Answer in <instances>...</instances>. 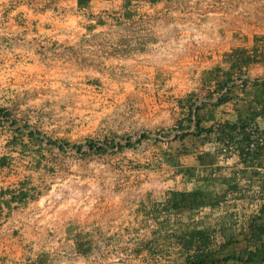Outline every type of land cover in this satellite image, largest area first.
<instances>
[{"label":"crops","instance_id":"1","mask_svg":"<svg viewBox=\"0 0 264 264\" xmlns=\"http://www.w3.org/2000/svg\"><path fill=\"white\" fill-rule=\"evenodd\" d=\"M134 14V5L125 6L123 0H93L87 8H79L77 0H0V114H5L8 119L5 121L0 117V190L17 189L24 182L38 186L40 195L48 188L50 171L47 167L43 168L50 161L48 122L44 124L42 131L28 132L27 129L33 122L44 123L50 116L61 122L69 115L81 117L87 112L86 107L91 108L93 118L100 117L103 111L97 110L101 101L96 89L102 84L105 72L93 57L78 56L75 49L78 25L86 22L88 30L97 29L105 22L103 15L128 19ZM88 15L92 18L91 21L87 20ZM129 74L108 82L109 89L121 90L123 93L119 100L112 98L107 107H104L106 118L103 121L112 131L121 128L130 137L134 132L138 134L140 127L146 125L143 123L144 117L135 114L119 126L116 113H124L128 105L142 108L153 99L156 102L153 96H149L147 101L144 91H154L160 83L157 74L152 72L134 75L133 80V75ZM244 75L250 82L264 81V63L250 64ZM163 84L165 87L164 82ZM200 86L197 92L204 89L208 93L213 89V86ZM231 95L232 100L217 106L212 103L215 98L205 100L204 96L200 97L198 103L208 101V105L200 112L202 126L234 123L254 112L259 105H264V86L261 84L248 83L242 88L236 83ZM114 101L118 103L115 104ZM157 102L160 103L159 100ZM175 111L173 105L163 103L161 109L159 104L154 107L153 115L156 121L162 120L171 126L176 123ZM255 121L257 133H264V117H258ZM149 124L158 125L155 122ZM64 133L62 129L58 135L61 137ZM176 133L178 131H171L167 138L170 140ZM150 135L153 136L152 133ZM235 139L237 142L234 145L227 142L217 146L205 145L206 151L218 153L209 157L208 162L201 167L193 163L196 179L183 181L167 165L170 191L163 193L159 190V182L152 181V185L158 189L155 200H162L166 197L164 195L172 191L207 189V183L199 178L207 174L211 166L220 167L213 177H234L237 190L225 198L231 195V202L237 203L238 207L242 205L248 206L250 211L257 210L261 202L258 194L264 179V144L254 152L249 151L250 158H245L240 155V147L247 152V145L240 141V135ZM145 143L146 152L154 151L161 145L162 148L166 147L159 143L156 147L147 140ZM169 143L173 148L178 146L176 141ZM226 147L227 152L223 154ZM183 162L191 165L192 161L186 157ZM34 201L36 199L23 207L10 210L6 217L0 218V264H49L51 259L58 260L56 264H62V259H66L67 264H74L77 259H83L93 252L91 243L98 246L95 232L82 234L76 231L73 224L58 226L51 233L45 227L43 219L31 218L29 210ZM156 201L144 200L136 210L137 215L130 228L123 231L125 235L119 239L122 241L118 249L112 250L110 254H100L102 264H182L175 254L173 240L168 239L165 243L163 232H155V219L152 218L154 227L150 231L147 230V223L137 220L139 215L147 213L146 206L155 204ZM221 210L222 203L214 209L202 208L194 218L214 220ZM192 217L187 212L171 214L170 227L176 228L174 221L181 219L189 222ZM140 230L144 231L146 237L143 242H137ZM150 240L153 244L151 251L144 248V243ZM166 250V253L163 252ZM96 251H99L98 248Z\"/></svg>","mask_w":264,"mask_h":264},{"label":"built area","instance_id":"2","mask_svg":"<svg viewBox=\"0 0 264 264\" xmlns=\"http://www.w3.org/2000/svg\"><path fill=\"white\" fill-rule=\"evenodd\" d=\"M131 4L135 14L128 19L103 15L105 22L97 29L88 30L86 22L78 25L75 49L78 53H95V63L106 74L122 78L130 73L132 80L134 75L161 74L165 87L175 90L188 87L202 72L222 65L223 56L234 50L255 48L257 53H264V0H140ZM89 16L87 20L91 21ZM243 79L246 75L236 83ZM44 126L33 122L27 131H42ZM142 132L137 137L131 135V140ZM153 136L162 142L168 140ZM127 137L115 140L116 144L124 145ZM263 142L264 133L252 132L246 149L255 150ZM141 146L123 152L130 156ZM110 151L117 154V146ZM82 152L89 155L83 157ZM48 154L57 162L43 165L50 169L48 188L34 201L29 214L33 219H43L51 233L65 224L75 225L82 234L95 232L98 246L91 243L93 252L74 264H102L100 254L118 249L123 231L136 218V210L145 199L156 201L158 189L146 178H130L106 156L90 154L86 147L76 152L58 141L57 145L50 144ZM160 167L162 172L155 177L159 190L169 192V171L164 164ZM150 209L149 204L145 212ZM147 216L141 214L137 220L147 223L150 231L154 222ZM140 231L137 242L146 240L144 231ZM61 261L67 264L66 259ZM57 262L51 259L49 264Z\"/></svg>","mask_w":264,"mask_h":264},{"label":"trees","instance_id":"3","mask_svg":"<svg viewBox=\"0 0 264 264\" xmlns=\"http://www.w3.org/2000/svg\"><path fill=\"white\" fill-rule=\"evenodd\" d=\"M93 0H77L79 8H87ZM133 1L140 0H124V5L128 6ZM155 3L161 0H141ZM254 46L257 41L254 40ZM223 64L215 66L209 70L202 72L199 76L202 87H212L213 89L203 97L205 100H212L213 105H220L232 100V88L236 86L241 76L245 74V69L253 63H264V53L259 52L255 48L250 50L237 49L223 56ZM261 84L264 81L250 82L243 79L238 85L244 87L247 84ZM201 98L194 89L190 90L181 97L174 100L178 109V121L174 127L168 131H159L156 135L166 138L171 131H178L172 138L162 142L159 138L151 136L148 133H141L135 141L130 137L126 138L125 144H116L114 136L106 138L102 143L86 139L81 145H72L71 147L79 152L82 147H86L90 154L98 157H105L114 154L110 150L117 146V153L123 154L125 149L135 150L143 140L150 141L153 145L165 144L156 149L155 153H151L142 159L135 157H119L114 163L116 167L125 172L127 175L134 173H142L145 171H155L163 163L170 166L174 170V174L180 176L183 181L196 179L194 174V166H203L208 162L209 157L216 156L214 153L206 151L205 145L210 144L217 146L218 144L228 143L234 145L237 135H240L242 142L246 146L251 139V133H257L255 127L256 118L264 117V105L250 113L245 118L238 119L234 123H214L208 127L201 125V110L208 105L207 102L198 101ZM5 121V114H0ZM4 127V126H3ZM176 141L178 146L173 148L169 142ZM48 144L57 145L58 141L48 140ZM64 146H70L68 143L61 141ZM257 145L254 152L263 146ZM157 147V146H156ZM241 157L250 158V152L244 151L240 147ZM83 157L88 156L87 152H82ZM191 158V165L185 164L184 158ZM220 167H209L208 173L204 174L199 180L207 183V189H197L194 191H172L165 198L156 202L151 206L150 211L146 214L152 216L157 222L156 233L163 232L164 242L173 240L176 247L177 258L181 259L182 264H227L228 262L240 264H264V179L262 180V188L258 194L260 205L252 215L245 219L240 225L232 221L230 213H220L216 217L214 225L208 224L206 217L203 219H195L197 212L202 208L214 209L224 198L237 190L234 177L220 175L213 177V174L219 172ZM40 195V188L24 182L17 189L0 190V218L6 217L7 213L18 207L25 206L29 201L37 199ZM189 213L192 215V221L184 222L174 221L176 228L170 226L171 214ZM154 232V234H156ZM220 237V241L217 240ZM144 248L151 251L152 241L144 243ZM167 247V246H166ZM163 252H167L163 251ZM164 253V254H165Z\"/></svg>","mask_w":264,"mask_h":264},{"label":"rangeland","instance_id":"4","mask_svg":"<svg viewBox=\"0 0 264 264\" xmlns=\"http://www.w3.org/2000/svg\"><path fill=\"white\" fill-rule=\"evenodd\" d=\"M124 2V0H123ZM90 56V57H96L97 55L95 53H90V52H79L78 56ZM87 56V57H88ZM95 60V59H93ZM97 60V59H96ZM157 79L158 82L160 83L158 86V89L156 88V90H146L145 92V98L148 101V98L152 97L155 98V100H159L160 103H158L157 101L154 102V99L150 101V103L148 102V104H144V107L139 108L136 107V105H128V107L125 108L124 113L119 112L116 113V119L119 123V126H121V124L126 121L127 119H130L133 115L135 114H139L142 115L144 117V121L143 123L146 124L143 127H140V130L148 133V134H153L156 135L157 132L159 131H168L171 127L175 126L179 115H178V109L176 107L175 104V98L176 97H181L184 94H186L187 92H189L190 90L194 89L195 91L198 90L199 87H201V83L199 78L197 80H193L192 83L185 88H179V89H169V88H165L163 82L165 81V78L163 75L161 74H157ZM120 79V77H117V75L115 74H103V81L102 84L98 85V89H96V92H98L97 94L99 95V100L101 101V105L99 107H97L98 111H101L102 113L100 114V117H96L93 118L92 114L94 113H90L91 108H85V110H87L86 113H84L83 115H81V117L79 116H66L64 121H60V119H56V118H52L51 116L48 118V120H46L44 122V124L46 125V123L48 122V135H49V140L51 141H64L66 143H68L70 146L72 145H81L82 143H84V141L86 139H91L95 142L98 143H102L106 138L110 137L111 135L114 136L115 140H124L126 137V132L123 131V129L119 128V130H111L110 128H108L106 125H104V121L103 119L106 118V114H105V108L107 107V105L110 103V99L112 98H117V100H119L120 95L123 93V91L121 90H111L108 88V83L109 81H116ZM146 79L148 80V77H146ZM169 89V90H168ZM199 94V97L201 96H205L207 95V92L204 89H201L200 92H197ZM150 96V97H149ZM115 104L118 103V101H114ZM153 103V104H151ZM163 103H170L171 105H173L176 108L175 114H176V123H174L173 125L171 124V126H168V124H165L164 121L161 120V122H158L155 120L154 115H153V109L154 107L156 108V106L159 104L160 109H161V104ZM157 104V105H154ZM117 108H119V106H117ZM115 107V109L118 111ZM101 109V110H100ZM94 112V111H93ZM136 112V113H135ZM118 115H120V117H118ZM123 118V119H122ZM158 123V125L156 124H149V123ZM33 125V123H32ZM62 127V128H60ZM47 129V128H46ZM65 131V133L63 134L64 136L58 135V133H60V130ZM142 132V133H143ZM135 137H137L136 132H134L133 134ZM159 136V135H157ZM60 137V139H58ZM146 140H143L141 142H143L144 144L141 146L140 144L138 146L139 149L135 152H133L130 156L127 155L126 153L123 152V154H110L107 155L106 157L110 160L115 162L119 157L121 156H126V157H135L137 159H142L143 157L148 156L151 153H155L156 150H149L148 152H146ZM63 157H66V155H63ZM87 157V156H86ZM50 161H49V166H52L53 163H56L57 161L55 160L56 158L54 157H49ZM63 160L65 159H60L58 160L59 162H63ZM52 163V164H51ZM163 164V163H162ZM165 165V164H164ZM167 166V165H166ZM50 170V169H49ZM162 168L159 166V168L155 171H145L142 173H134V174H129L128 176L130 178L136 179V178H146V180L148 182H152L154 180H156V176L157 174H160L162 171ZM170 173V172H169ZM231 196V195H230ZM227 197L224 198V200L221 202L222 203V210L220 213H230L232 215V221L235 222L236 224H238V226L240 225V223H242L245 219H247L250 215H252V213L255 210H249L250 208L248 206H242L240 205L239 207L237 206V203H235L234 201L231 202L233 199L231 197ZM153 204L150 205V207ZM239 205V204H238ZM221 207V206H220ZM219 213V214H220ZM137 214V211H136ZM218 214V215H219ZM217 215V216H218ZM216 216V217H217ZM216 217H214L213 219H209L207 222L208 224L214 225L216 223ZM152 218V217H151ZM217 240L220 241V237L217 236ZM122 241V240H121ZM120 241V243H121ZM227 264H240V263H233V262H228Z\"/></svg>","mask_w":264,"mask_h":264}]
</instances>
